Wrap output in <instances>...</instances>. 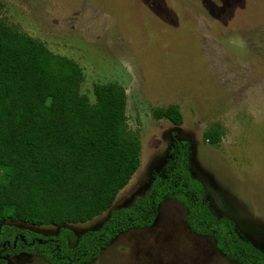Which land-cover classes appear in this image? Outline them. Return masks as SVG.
<instances>
[{"label":"rangeland","instance_id":"374dc122","mask_svg":"<svg viewBox=\"0 0 264 264\" xmlns=\"http://www.w3.org/2000/svg\"><path fill=\"white\" fill-rule=\"evenodd\" d=\"M0 16L73 59L82 71L80 93L95 102L93 86L125 89L128 129L141 144L140 163L113 205L76 235L98 228L110 210L129 205L170 159L175 140L188 148L190 171L219 216L264 252V0H0ZM175 105L182 123L156 118ZM218 128L212 144L206 129ZM185 205L165 199L150 226L118 235L86 264H238L213 239L191 232ZM54 236L59 227L7 221ZM8 264H50L41 255L5 256Z\"/></svg>","mask_w":264,"mask_h":264},{"label":"trees","instance_id":"16d2710c","mask_svg":"<svg viewBox=\"0 0 264 264\" xmlns=\"http://www.w3.org/2000/svg\"><path fill=\"white\" fill-rule=\"evenodd\" d=\"M82 76L73 59L52 53L0 16V264L22 252L41 255L50 264H86L121 233L150 226L167 198L185 205L189 230L213 239L224 257L264 264V252L238 232L233 220L213 212L181 140L174 141L167 165L129 205L110 210L96 229L76 235L64 227L109 210L140 163V140L127 126L125 89L96 83L91 103L79 91ZM153 114L175 125L183 120L175 105ZM203 135L217 144L221 130L209 128ZM7 221L59 230L46 237Z\"/></svg>","mask_w":264,"mask_h":264},{"label":"flooded vegetation","instance_id":"af4514ba","mask_svg":"<svg viewBox=\"0 0 264 264\" xmlns=\"http://www.w3.org/2000/svg\"><path fill=\"white\" fill-rule=\"evenodd\" d=\"M16 237H17V236H16ZM16 237H15V240H14L15 245H16V242H17V241H16ZM14 242H13V245H14ZM39 242H40V241H39ZM41 242H42V240H41ZM8 245H9V243H8ZM15 245H14V246H15Z\"/></svg>","mask_w":264,"mask_h":264},{"label":"water","instance_id":"95a60500","mask_svg":"<svg viewBox=\"0 0 264 264\" xmlns=\"http://www.w3.org/2000/svg\"><path fill=\"white\" fill-rule=\"evenodd\" d=\"M39 241L41 242V239H39ZM4 245H5V243L2 244V246H4ZM14 245H15V242H14Z\"/></svg>","mask_w":264,"mask_h":264}]
</instances>
